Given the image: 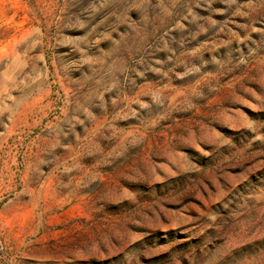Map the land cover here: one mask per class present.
Returning a JSON list of instances; mask_svg holds the SVG:
<instances>
[{"label": "rangeland", "instance_id": "rangeland-1", "mask_svg": "<svg viewBox=\"0 0 264 264\" xmlns=\"http://www.w3.org/2000/svg\"><path fill=\"white\" fill-rule=\"evenodd\" d=\"M0 264H264V0H0Z\"/></svg>", "mask_w": 264, "mask_h": 264}]
</instances>
